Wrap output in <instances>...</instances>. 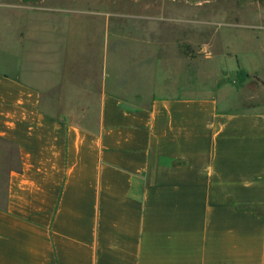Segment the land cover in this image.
<instances>
[{"label":"crops","instance_id":"crops-1","mask_svg":"<svg viewBox=\"0 0 264 264\" xmlns=\"http://www.w3.org/2000/svg\"><path fill=\"white\" fill-rule=\"evenodd\" d=\"M53 8L0 47V264H264V38L225 87L126 99L71 74L70 25L30 27Z\"/></svg>","mask_w":264,"mask_h":264},{"label":"rangeland","instance_id":"rangeland-1","mask_svg":"<svg viewBox=\"0 0 264 264\" xmlns=\"http://www.w3.org/2000/svg\"><path fill=\"white\" fill-rule=\"evenodd\" d=\"M55 5L72 10L32 16L30 27L38 32L70 25L71 38L54 44L67 49L71 74L107 86L112 77L111 92L126 99L157 96L163 86L225 87L246 74V61L239 59L248 51L243 39L264 38V0H0V47L15 48L17 29L31 13ZM94 36L95 43H88ZM89 52L98 58L91 73L81 66ZM248 55L256 58V69H264V54ZM229 92L235 97L239 91ZM53 96L52 105H61ZM12 157L0 143V174Z\"/></svg>","mask_w":264,"mask_h":264}]
</instances>
